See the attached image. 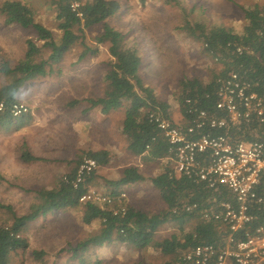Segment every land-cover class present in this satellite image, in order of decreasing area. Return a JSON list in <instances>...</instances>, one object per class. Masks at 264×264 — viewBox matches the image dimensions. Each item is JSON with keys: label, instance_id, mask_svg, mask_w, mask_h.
I'll return each mask as SVG.
<instances>
[{"label": "rangeland", "instance_id": "obj_1", "mask_svg": "<svg viewBox=\"0 0 264 264\" xmlns=\"http://www.w3.org/2000/svg\"><path fill=\"white\" fill-rule=\"evenodd\" d=\"M2 1V0H0ZM33 12L34 18L49 28L55 38V11L50 0H21ZM120 9L108 20L125 34L127 44L139 50L142 65L139 70L145 84L168 104L169 119L182 124L183 116L177 102L182 79L207 81L220 64L203 49L200 40L189 35L184 21L222 25L240 32L244 24L240 6L248 7L264 0H118ZM85 45L96 48L94 54L79 59L84 46L74 45L58 64L59 72L27 81L17 93L18 102L27 111L23 122L13 121L0 127V224H9L13 214L25 213L37 201L35 190L53 188L64 174L75 169L87 151L112 149L107 165H99L90 189L105 191V179H116L119 168L137 166L143 180L121 186L127 202L141 210L163 208L150 178L160 172L164 161L138 159L129 153L121 131L123 108L102 114L89 108L85 99L101 96L105 89L104 74L110 56L105 44L97 43V29H84ZM35 40L31 29L18 24H4L0 16V62L10 64L22 58L26 39ZM40 44V41H36ZM56 68V67H55ZM54 68V69H55ZM0 74V86L8 82ZM72 101H77L71 104ZM123 135V136H122ZM22 145L39 159L23 162L19 158ZM120 170V169H119ZM83 207L50 212L30 222L22 232L28 248L12 253L8 264H163L169 259L152 245L138 249L130 244L111 242L90 246L73 255L71 247L98 232L99 220L86 225L81 221ZM193 221L185 224L191 229ZM175 223H164L154 234L158 241L177 233ZM43 251L35 258L32 251Z\"/></svg>", "mask_w": 264, "mask_h": 264}, {"label": "trees", "instance_id": "obj_2", "mask_svg": "<svg viewBox=\"0 0 264 264\" xmlns=\"http://www.w3.org/2000/svg\"><path fill=\"white\" fill-rule=\"evenodd\" d=\"M178 4V0H165ZM141 4L145 0H139ZM77 3V6L74 4ZM55 11L58 38L53 32L37 22L32 9L21 0L0 1V16L4 24H18L23 29H31L35 40H25V50L22 58L10 64L7 60L0 62V74L7 77L8 82L0 86V127L7 128L18 119L19 123L28 117L26 113L14 117L11 107L19 103L17 93L29 80L44 77L59 72L58 64L69 50L77 43L84 48L78 58L94 54L96 48L84 44V29H97L95 41L105 44L110 56L108 68L104 74L105 89L101 96L85 99L89 108H98L102 114L110 110L123 108L121 131L126 138L127 150L134 156L144 160H160L169 157L168 142L163 133L149 122L150 112H158L168 118V104L155 95L152 87L145 84L139 70L142 65L139 50L127 44L125 34L112 27L108 20L120 9L118 0H50ZM244 24L240 32L222 25H209L204 22L185 20L183 29L192 37L200 40L205 52L209 53L220 64L218 71H213L207 81L199 78L182 79L181 90L177 96L180 112L189 122L186 112L188 105L185 99L190 98L198 108L206 110L208 115L226 118V112L215 108L217 101L216 88L218 79L226 78L231 73L238 80L249 85V91L264 95V2L252 6H240ZM36 41H40L38 44ZM234 46H240L238 53ZM56 67V68H55ZM55 68V69H54ZM77 101H72L75 104ZM207 131L203 128L202 132ZM223 130H212V133ZM225 132L232 139L249 141L264 138V123L255 118L245 121L228 122ZM86 155L93 158L97 165H106L111 154L108 150L99 149L87 151ZM23 162L36 161L39 158L32 155L25 145L19 154ZM173 166L164 164L159 173L150 178L151 185L158 192L163 208L150 212L141 210L128 202L123 216L112 215L103 206L91 202H79V197L87 187V182L94 173L87 177L84 183L73 188L60 179L53 188L35 190L37 201L21 214H13L9 224H0V264H8L12 253L28 248L27 238L22 232L27 225L40 216L50 212L83 207L81 221L88 225L99 220L98 232L78 241L71 251L73 255L85 251L90 246H101L104 243L119 242L130 244L138 249L152 245L163 255L168 256L163 264H185L182 261L183 252L197 244H213L224 246L228 234L226 226L213 220H204L201 212L210 207H217L221 201L231 200L232 196L225 187L215 190L207 188L202 182H192L183 175L173 174ZM74 169L66 175L71 177ZM143 180V175L137 166H126L122 174L115 180L107 181L113 187L107 193L118 194L117 188ZM259 189L264 190V179ZM196 203L197 208L185 211L184 204ZM253 224L264 221V207L253 210ZM193 221L191 229H185L187 222ZM164 223H175L179 231L169 237L155 241L154 234ZM35 258H40L43 251L33 250Z\"/></svg>", "mask_w": 264, "mask_h": 264}, {"label": "built area", "instance_id": "obj_3", "mask_svg": "<svg viewBox=\"0 0 264 264\" xmlns=\"http://www.w3.org/2000/svg\"><path fill=\"white\" fill-rule=\"evenodd\" d=\"M262 44L264 46V39ZM234 47L241 52L240 46ZM215 93V108L226 112L227 119L208 115L206 110L191 103L190 98L185 99L190 118L187 125L176 124L158 112L147 116L167 139L173 174L202 182L212 190L225 187L232 196L231 200L221 201L217 207L201 212L202 219L226 226L228 234L224 246L197 244L186 249L181 259L185 264H264V221L253 224V210L264 207V190L259 189L264 179V138L245 141L232 139L225 132L229 121L255 118L264 123V95L249 91V85L240 82L234 73L218 79ZM10 111L17 117L27 108L14 103ZM203 128L207 131L202 132ZM218 129L223 132L212 133ZM97 167L93 158L83 155L73 175L64 174L61 179L77 188ZM79 202L96 203L106 207L112 215L123 216L127 194L123 190L111 195L87 188ZM182 208L189 212L196 209L197 204H184Z\"/></svg>", "mask_w": 264, "mask_h": 264}, {"label": "crops", "instance_id": "obj_4", "mask_svg": "<svg viewBox=\"0 0 264 264\" xmlns=\"http://www.w3.org/2000/svg\"><path fill=\"white\" fill-rule=\"evenodd\" d=\"M182 124H179V125H185V119L183 118V120H182ZM123 134V133H122ZM123 136V135H122ZM103 149H105V150H108L110 153L112 152V149H109V148H103ZM130 153V152H129ZM112 154V153H111ZM131 154V153H130ZM134 156V155H133ZM139 160L142 158V157H140V156H136ZM160 160H162V161H164V164H166V163H168L169 162V164L171 165V167L173 166V162H172V160L170 159V157H167L166 159H160ZM163 164V165H164ZM107 165V164H106ZM136 166V165H135ZM123 168L124 167H122V168H119L118 169V171H117V175H116V179L122 174V170H123ZM97 169V168H96ZM95 172H96V170L94 171V174H93V176L91 177V179L87 182V184H86V187L87 188H90V186L91 185H93L92 183H93V181H94V179H95ZM111 176H109V177H107L108 179H113V180H115L114 178H110ZM107 181H110V180H107V179H105V184H106V186L107 187H105V191H107L108 193L112 190V188L113 187H110V186H108V184H107ZM121 190V186L120 187H118L117 188V191H120Z\"/></svg>", "mask_w": 264, "mask_h": 264}]
</instances>
